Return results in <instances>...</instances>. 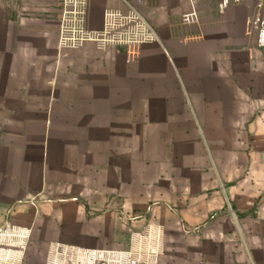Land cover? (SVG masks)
I'll use <instances>...</instances> for the list:
<instances>
[{"label":"crops","instance_id":"obj_1","mask_svg":"<svg viewBox=\"0 0 264 264\" xmlns=\"http://www.w3.org/2000/svg\"><path fill=\"white\" fill-rule=\"evenodd\" d=\"M141 1L157 42L126 64L119 51L92 43L60 49L58 0H0V244L13 243L20 264H56L62 246L121 252L126 212L161 226L218 225L222 173L209 172L210 193L189 198L168 187L175 173L166 163L175 150L195 154L193 120L222 131L217 146H236L239 130H264V49L245 34L255 0L221 17L216 0H196L198 21L186 26L178 20L189 0ZM105 9L125 11L121 0H86L87 30L101 28ZM128 155L143 171L142 160L150 163L151 205H140L142 175L126 171ZM191 172L181 176L206 175ZM257 198L232 204L236 225L264 226V193ZM245 230L230 262L264 264V231Z\"/></svg>","mask_w":264,"mask_h":264},{"label":"rangeland","instance_id":"obj_2","mask_svg":"<svg viewBox=\"0 0 264 264\" xmlns=\"http://www.w3.org/2000/svg\"><path fill=\"white\" fill-rule=\"evenodd\" d=\"M185 1L187 0H183V2ZM191 1L196 3V0ZM200 1L201 5L206 2L204 5L206 6L209 0ZM194 6L199 8L197 3L193 5L195 10ZM252 105L255 106L254 101H252ZM192 125V133H196L197 136L194 147L195 154L186 153L183 149L182 154L180 150L174 151L172 160L166 163L167 169L175 173L167 179L168 187L174 193L177 192L178 196L180 192H188L189 198L198 197L197 193L200 191H205L206 194L211 192L210 185L214 179L208 176L209 172L216 176L222 173L220 181L215 178V187L221 193V202L224 206L220 214L217 215L220 222L216 225L210 220L206 225L199 227L161 226L153 220L151 222L147 216L143 220L142 215L139 217L138 214L135 216L134 213L126 212V241L124 250L121 252L129 255L128 259L135 260L137 264H217L219 254L221 264H232L229 254L239 251L238 245L242 249V237L245 236V229L247 228L248 233L256 230L264 231V226L261 225L247 227L241 224L236 225L233 221L234 211L231 210L232 204L245 207L254 200H259V198L256 199V195L264 193V160H261L262 157L264 158V144L254 143L256 139H262L264 143V130L257 135L254 133L249 135L247 130H239L236 146H217L221 142L219 138L222 131H219V128L211 130L203 127L196 120H193ZM261 134H263V138H261ZM144 156L142 153V157ZM256 157H260V160L253 161ZM128 160L130 161L128 162ZM136 163L131 156H126V171L132 168L136 174L140 172L142 175L141 178L139 177L140 205H151V195L149 193L147 195L146 192H149L148 184L152 178L143 177L144 172H150V163H143L142 160V168L146 171L141 170ZM196 170L205 172L206 175L187 179L181 176V173H185V171L192 174L191 171ZM135 180L137 181L138 178ZM129 181L126 179V185H129ZM187 181L188 184L185 185ZM197 183H201L199 185L203 190L196 189ZM246 192L247 194H245ZM209 195L211 196V194ZM252 195L253 198H251ZM206 199H208V195ZM133 221H136L137 224H134ZM132 234L136 235L133 236L135 241H131ZM185 254L192 259L189 260L190 263L184 259L183 255Z\"/></svg>","mask_w":264,"mask_h":264},{"label":"built area","instance_id":"obj_3","mask_svg":"<svg viewBox=\"0 0 264 264\" xmlns=\"http://www.w3.org/2000/svg\"><path fill=\"white\" fill-rule=\"evenodd\" d=\"M190 1V11L180 15L179 23L183 26L197 23V15ZM244 0H216L215 12L221 17L229 6L240 5ZM124 12L105 9L102 13V25L99 30L89 31L85 27L86 0H58L59 28L58 47L72 50L84 43H92L98 50L115 49L124 56L126 64L132 63L139 55L143 44L157 42L154 29L142 15L138 7L141 0L130 2L121 0ZM245 34L252 37L255 46L264 49V0H255L253 14L247 19ZM16 231L3 228V233ZM15 245L11 242L0 244V264H20L17 254L10 252ZM6 250V258L1 257V249ZM54 261L57 264H137L129 260L123 252H104L97 250L77 251L67 247H55Z\"/></svg>","mask_w":264,"mask_h":264}]
</instances>
